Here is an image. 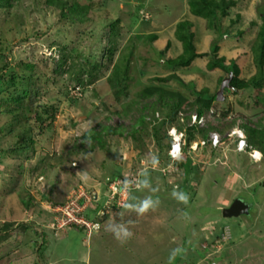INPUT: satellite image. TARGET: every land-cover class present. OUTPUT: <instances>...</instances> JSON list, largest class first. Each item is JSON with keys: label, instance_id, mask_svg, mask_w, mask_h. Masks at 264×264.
I'll list each match as a JSON object with an SVG mask.
<instances>
[{"label": "rangeland", "instance_id": "374dc122", "mask_svg": "<svg viewBox=\"0 0 264 264\" xmlns=\"http://www.w3.org/2000/svg\"><path fill=\"white\" fill-rule=\"evenodd\" d=\"M87 3L90 19L84 23H71L45 0H12L10 8L0 7V68L6 74L4 81L0 78V99L10 100L29 91L23 98V118L13 131L7 127L11 119L6 114L8 109L0 107V227L6 222L27 226L25 231L0 228V264H169L174 251L177 254L171 264H264V160H252L246 152L234 150L232 143L215 152L194 146L188 151L189 181L183 185L181 169L170 174L168 139L161 138L163 147H159L150 129L149 133L140 132L137 140L127 133L109 135L104 148L96 143L89 149L82 137L84 132L100 130L101 126H132L139 112L144 111L140 110L142 103L130 116L122 117L113 112L118 105L105 76H96L92 83L85 84L87 77L83 74L85 83L76 84L68 74L55 71L59 47H65L72 56L79 54L80 63L92 56L93 60H101L109 39L107 25L119 18L120 30L127 33L123 40L117 38L116 58L132 49L129 90L131 94L139 91L147 76L160 71L157 51L140 37L171 29L185 17L187 0ZM138 6L149 12L148 20L138 14ZM258 7L264 11V0H247L243 6L259 26ZM28 63L34 69L25 67ZM80 63L76 62L75 67H83ZM252 69L248 62L244 74H250ZM12 73L16 85L5 83ZM25 75L31 78L30 84L20 79ZM74 85L81 89L77 95L69 93ZM244 97L240 103L241 94L233 96L225 91L223 103L216 104L217 111L226 110L229 103V116L246 112L252 118L261 116L264 123V111L253 108L250 96ZM43 105L54 109L51 122L50 114H43ZM192 109L178 114L189 116ZM36 113L43 114V122H37ZM210 121L208 118L205 125ZM179 126L185 128L183 123ZM28 128L34 144L25 141L23 148L18 142ZM198 139L199 134L194 141ZM153 155L159 158L155 169L150 167ZM144 166L149 169L152 187L159 190L153 194L133 188L131 195L141 199L153 195L159 199V207L138 216L119 207L129 198L124 193L117 196L118 206L109 205L106 209L111 196L109 184L122 177L136 179ZM176 185L189 194L187 205L172 198ZM79 189L91 198L88 219L99 223L90 236L81 227L58 228L62 212L53 211L63 208ZM95 197L97 202L92 201ZM235 198L250 205L249 214L224 217L222 209ZM28 202L31 204L27 206ZM119 212L123 216L116 214ZM110 219L131 221L128 226L133 238L121 245L106 230Z\"/></svg>", "mask_w": 264, "mask_h": 264}, {"label": "trees", "instance_id": "16d2710c", "mask_svg": "<svg viewBox=\"0 0 264 264\" xmlns=\"http://www.w3.org/2000/svg\"><path fill=\"white\" fill-rule=\"evenodd\" d=\"M11 1L0 0V7L10 8L12 6ZM45 1L48 5L55 7V10L60 12V16L68 19L71 23H84L90 19V6L87 0L86 2H72L69 0ZM246 1L187 0L186 5L189 13L201 21V28L206 32L203 41L199 40V37L197 38L198 29L188 19L176 22L172 28L173 37H166L157 32H149L141 36L140 40L145 45L157 51L160 71L147 76L145 86L132 94L129 90L132 49L130 48L128 53L122 54L120 58H116L117 38L123 40L126 36L124 34L127 33H122L120 30L119 18L107 25L109 39L101 60H93L95 58L92 56L93 59L87 58L80 63L79 54L72 56L66 52L65 47H59L55 71L68 74L75 79L76 84L84 82L82 80L83 74H86L87 77L85 84L92 83L96 76L97 78L105 76L109 90L118 105V110L113 111L114 113L122 117H128L142 103L140 110L144 111L139 112L140 114L132 126L128 128L121 125L101 126L100 130L92 128L84 132L82 137L85 143H88L89 149H92L96 143H99L100 147L104 148L109 135L118 134L123 136L127 133L133 140H137L140 132L149 133V129L151 130V135L157 139L159 147H163L160 144L161 138L168 139L170 146L168 129L172 126L180 129L179 123H183L185 126V145L181 155L182 158L179 161L175 160L172 162L167 155V160L173 167L170 174L173 175L175 170L181 169L183 185L188 183L189 180L187 179L191 172V158L188 151H192V145L198 134L200 139L207 141V144L203 147H208L214 152L222 148V145L226 143H232L234 150H237L233 138L223 136L222 133L227 129L238 127L245 134L247 150L258 151L261 154V160H264L263 118L261 116L252 118L246 112H239L236 115L229 116V109L231 108L229 103L228 108L224 111H217L216 107V104L223 103L216 100V92L222 80L229 73H232L233 77L230 87L225 88L224 92L229 91L233 96L241 94L240 103H242V99H245L244 96L248 95L253 99V108L264 111V11L261 10V7H258L261 19V23L258 26L243 8L246 5ZM250 8V12H254L253 4H251ZM136 9L141 18L148 20L149 12L142 11L143 8L140 6ZM201 32L204 31H200L199 35H201ZM176 42L179 44L177 51L174 46ZM76 62H79L80 66L83 67L78 66L76 68ZM248 62L252 64L254 70L252 69L253 71L250 74H244L248 67ZM25 67L34 69L31 63L26 64ZM5 75L4 68H0V78L3 81L5 80ZM14 75L12 73L5 83L16 85ZM20 79L25 81L26 84H30L31 78H27L26 75L21 76ZM76 87H78V93H80L79 85H74L71 90H75ZM28 92V90H24L23 96H12L10 100L8 98L0 99V107L8 109L6 114L11 116L7 125L11 131L14 130L15 125L20 124L23 118L21 114L23 98ZM69 93L71 94V92ZM147 100H150V102L147 103ZM186 109H192L191 114L197 113L199 117L208 116L212 122L210 121L207 126L205 125L206 127L198 124L190 125L191 114L181 117L178 114L185 112ZM42 111L43 114H50L49 119L51 122L54 118L53 107L43 105ZM43 114L36 113L35 119L37 122L44 121ZM217 114L219 115L217 116ZM214 120L216 122L213 123ZM175 121L178 123L177 125ZM28 129V132H23V136L21 134V139L18 142V145L23 148L26 147L25 143H23L25 141L34 144L31 136H28L31 129ZM208 130L221 134L222 139L219 146L213 147L209 143L208 138L211 132H208ZM0 133H3V131H0ZM80 143L83 146L84 142ZM41 160L42 158L39 159L40 162ZM27 204L30 205L31 203L28 202ZM84 216L88 219L87 210ZM14 227L20 229L19 231H25L27 228L25 224L19 225L14 224V222H6L0 228L7 230ZM42 240L43 243L44 238Z\"/></svg>", "mask_w": 264, "mask_h": 264}, {"label": "built area", "instance_id": "2783aa9c", "mask_svg": "<svg viewBox=\"0 0 264 264\" xmlns=\"http://www.w3.org/2000/svg\"><path fill=\"white\" fill-rule=\"evenodd\" d=\"M71 94L77 95L78 93V87L75 88V90H71ZM206 122V118L205 116H198L197 113H192L191 114V119L189 124L190 125H194V124H198L200 126H204ZM172 129H175V136L177 137V141L180 145V155H182V151H183V147L185 145V131L184 129H177L175 126H172L168 129V136L170 137V146H169V150H168V156L169 158L173 161L172 157L169 155V152L172 148L173 145V137L172 135H170ZM228 137L233 138V142L236 143V149L238 151L241 152H248V155L254 159L255 157V153H257L256 150L253 149H249V151H247V145L245 142V134L244 132L237 128L234 127L230 130H228L226 132V135ZM222 136L221 134L217 133V132H212L209 134V138L208 141L209 143L213 146V147H217L220 145ZM207 144V141L204 139H199L198 141H194L193 145H192V149L195 146V148L200 147V146H205ZM259 153V152H258ZM260 154V153H259ZM260 159H261V155H260ZM170 166H172V164L170 163ZM173 170V167H172ZM122 179H124V177H122ZM122 179L117 180V181H113L111 184H109V188L108 191L110 193V199L109 201H107L105 203V207L106 209L109 207V205H117L118 202L117 201V196L119 195L117 193V191L114 190L115 187L119 186V182L122 181ZM135 189V188H134ZM69 200H67L66 205L63 208H55L53 209V211H57V212H62V214H59V217H62V223L58 224V228H63V227H81L84 228L86 230L87 236H90L92 231L94 229H98L99 228V224L97 222H91L89 219H87L84 216V213L86 212V210H88L89 206H90V195L87 194V192L82 191L81 189L77 190V192L75 194H72L69 198ZM92 201H98L97 198L95 197L94 200ZM118 206V205H117ZM60 212V213H61ZM102 214H104V211H101ZM63 215V216H62ZM56 220V217H55ZM98 226V227H97Z\"/></svg>", "mask_w": 264, "mask_h": 264}, {"label": "clouds", "instance_id": "9594fccd", "mask_svg": "<svg viewBox=\"0 0 264 264\" xmlns=\"http://www.w3.org/2000/svg\"><path fill=\"white\" fill-rule=\"evenodd\" d=\"M205 118L207 121L208 116H205ZM170 135H172L173 137V145L169 152V155L172 157L173 160L179 161L182 157L180 155V151H181L180 145L177 141V137L175 136V129H172ZM168 150H167V155H168ZM247 151H249V149ZM246 153L248 154V152ZM260 155L261 154H259L257 151V153H255L254 159H252L249 155L248 156L252 160H256V162H259V160H261ZM158 165H159V158L158 156L153 155L150 160V167L152 169H155L158 167ZM133 188H135L137 191H144L145 189H147L153 194L158 192L159 190L158 188L152 187L150 176H149V169L147 166L141 167V169L138 171L136 179L133 180V179H129L128 177H124V179L119 182L117 193L121 195L124 193L129 194L128 200L122 203L119 207L126 211L135 212L138 216H143L150 211H155L159 207L160 201L159 199H154L153 195L145 196L142 199L132 196L131 193H132ZM171 196L177 202L182 203L184 205H187L190 199L189 194L182 191L179 188V185H176L175 187H173ZM116 214L119 216H123V212H119ZM184 215L187 216V213H184ZM131 223H132L131 221L124 223V222H116L110 219L109 221L106 222V225H107L106 230L110 231L113 237L121 245H123V244H126L128 241H130L134 236V233L130 230V227L128 226ZM176 254L177 253L174 251L173 254L170 256L169 264H171V260L174 259Z\"/></svg>", "mask_w": 264, "mask_h": 264}, {"label": "water", "instance_id": "95a60500", "mask_svg": "<svg viewBox=\"0 0 264 264\" xmlns=\"http://www.w3.org/2000/svg\"><path fill=\"white\" fill-rule=\"evenodd\" d=\"M233 74L224 78L220 84L218 91L216 92V100L222 101L224 99V89L230 87V82L232 80ZM250 205L243 199L235 198L232 203L222 209V215L226 218L239 217L241 215L249 214Z\"/></svg>", "mask_w": 264, "mask_h": 264}, {"label": "crops", "instance_id": "0c3cea01", "mask_svg": "<svg viewBox=\"0 0 264 264\" xmlns=\"http://www.w3.org/2000/svg\"><path fill=\"white\" fill-rule=\"evenodd\" d=\"M184 10H185V14H184L185 17H182V18L178 19L176 22H178L179 20H183V19H188V20L192 21L195 24L196 29H198L197 38L199 37L198 39L203 41V38H204V35H206V32H205V30L203 28H201V21L198 18L193 17L189 13L188 8H187V5H186V9H184ZM184 10H183L182 13H184ZM176 22L173 24V26L176 24ZM173 26L169 30H166V29H164V30H158L157 33H160L161 35H164L166 37L167 36L173 37L172 36V28H173ZM200 31H204V32H201V35H199V32ZM199 40H198V42H199ZM174 44H175L174 45L175 46V50L177 51L178 50V47H179V44L177 42L174 43Z\"/></svg>", "mask_w": 264, "mask_h": 264}]
</instances>
